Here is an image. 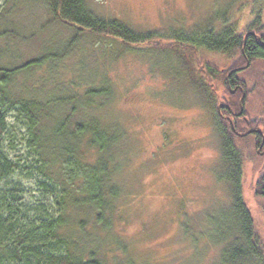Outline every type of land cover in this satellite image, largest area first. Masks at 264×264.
I'll return each mask as SVG.
<instances>
[{"label": "trees", "instance_id": "1", "mask_svg": "<svg viewBox=\"0 0 264 264\" xmlns=\"http://www.w3.org/2000/svg\"><path fill=\"white\" fill-rule=\"evenodd\" d=\"M40 1L50 23L65 27L71 38L67 47L56 48L55 44L53 50H44L28 60L18 61L13 55L12 61L1 62L13 43L24 40L23 34L15 28L14 19L24 0H7L0 10V264H132L128 245L113 230L121 221V202L125 197L118 182L123 167L118 145L121 137L114 136L98 118L90 115L96 98L111 94V86L110 89L96 86L82 90L84 85L72 83L73 89L78 87V93L56 99L48 98L46 93L48 71H51L47 69L61 66L70 57L74 44L86 43V40L90 43V37L118 41L136 49L146 46L192 55L197 69L196 73L194 70L195 80L199 84L196 86L212 102L210 107L222 161V173L218 176L229 193V214L222 212L218 218L210 217L218 239L211 234L206 236V225L210 221L205 223L203 216L184 217L180 233L191 240L192 254L182 264H197L209 246L219 249L213 264H264L261 232L264 230V157L257 154L258 146L252 136L237 134L247 133L256 124L264 125V102L257 116L253 108L254 93L264 97V66L254 64L264 59V46L252 34L253 31L264 33V2L244 24L224 17L217 25L209 24L204 41L200 42L199 34L191 35L182 30L138 33L121 22L100 17L87 0ZM204 54H208V58ZM198 65L203 67L204 74L198 71ZM237 69L231 77V86L240 91L233 96L225 90L229 107L220 114L211 86L217 81L227 88L222 82L229 72ZM243 92L246 94L243 116L248 122L223 118L231 115L230 111H241ZM52 102L69 109L56 132L47 135ZM13 110L19 112L29 129L30 143L43 163L41 172L62 191L56 219L21 202L16 190L2 188L17 171L2 147L8 132L9 113ZM258 140L261 142L260 138ZM248 160L263 163L260 175L253 181L251 196L247 194L251 181L246 182L245 178Z\"/></svg>", "mask_w": 264, "mask_h": 264}, {"label": "rangeland", "instance_id": "2", "mask_svg": "<svg viewBox=\"0 0 264 264\" xmlns=\"http://www.w3.org/2000/svg\"><path fill=\"white\" fill-rule=\"evenodd\" d=\"M6 1L0 0V10ZM35 1L24 0L20 13L14 17L15 28L23 34L24 40L11 45L2 63L12 61L13 55L23 61L44 50H53L55 44L56 48L69 44V31L51 24L41 1L37 0L34 7ZM87 1L100 17L121 22L138 33L182 30L191 35L199 34L200 42L204 41L209 24L217 25L222 17L244 24L264 2ZM89 41L74 44L70 57L61 66L47 69L51 70L46 81L48 98L78 93V87L73 89L72 83L84 85L82 90L96 86L110 89L111 86V94L96 98L90 115L98 118L114 136L121 137L118 145L123 167L118 182L125 197L121 202V221L113 230L128 245L132 264H182L192 254L191 240L180 233L184 217L203 216L205 223L210 221L206 225V236L211 234L218 239L210 217L218 218L222 212L229 214V193L218 176L222 173V161L210 107L212 102L198 89L196 66L192 55L185 51L146 46L136 49L118 41L93 37ZM197 68L199 72L203 69L200 65ZM212 87L219 108L229 97L220 83L214 82ZM68 109L61 103L50 104L47 135L56 132ZM65 142L62 139V145ZM2 147L17 166L16 173L2 188L16 190L21 202L35 208L36 212L58 218L62 191L41 172L43 163L30 143L25 121L16 110L9 113L8 132ZM261 165L263 163L253 160L247 162L245 178L246 182L251 181L247 186L248 196L252 194L254 179L261 173ZM261 232L264 236V230ZM218 253L216 246H209L197 264H213Z\"/></svg>", "mask_w": 264, "mask_h": 264}, {"label": "flooded vegetation", "instance_id": "3", "mask_svg": "<svg viewBox=\"0 0 264 264\" xmlns=\"http://www.w3.org/2000/svg\"><path fill=\"white\" fill-rule=\"evenodd\" d=\"M252 34H253V36L256 37V39L258 40V42L262 46H264V40H263L264 39L263 38L264 33L263 32H260L259 34H257L256 32L253 31ZM254 64H257L258 66H264L263 65L264 64V59H258V60L255 61ZM249 65H250V63H249ZM238 70L239 69L233 70V71L229 72L226 75V77H225V82H222L223 85H227V88L222 87V89H224V91L226 89H228L229 92L233 96H235L237 94V92L240 91V88L233 89V87L231 86V84H232L231 77L235 73H237ZM200 71H201V73L204 74V69H201ZM257 77H258V74H256V78ZM245 98H246V94L243 92L242 99H241V102H240L241 103V111L239 113L230 111L231 112L230 113L231 115L222 116V117L225 118V119H228L231 122H233V120H236V119H239L240 122L242 120H245L246 122H248L247 121V118L243 116L244 115L243 101L245 100ZM262 101L264 102V97H261L260 95H258V93H254V96H253V108H254V111H255V114H256L255 116H257V114L260 113V110H261V107H262ZM222 105H223V108L220 111L218 110L220 114L223 112V110H225V109H227L229 107L228 103H224ZM242 129L245 130V128H242ZM232 130L235 131V132H237L234 127H232ZM237 134H239L240 136H248V135L252 136L254 138V140H255V145L258 146L257 152H258L259 156L264 157V125L256 124L254 127L249 128V130H248L247 133H240V132L238 133L237 132ZM258 138H260V140H261V142H259V143H258V141H259Z\"/></svg>", "mask_w": 264, "mask_h": 264}, {"label": "water", "instance_id": "4", "mask_svg": "<svg viewBox=\"0 0 264 264\" xmlns=\"http://www.w3.org/2000/svg\"><path fill=\"white\" fill-rule=\"evenodd\" d=\"M247 66H249V63H248V65H247ZM222 108H223V105H220V106H219V108H218V109H219V111H220Z\"/></svg>", "mask_w": 264, "mask_h": 264}]
</instances>
